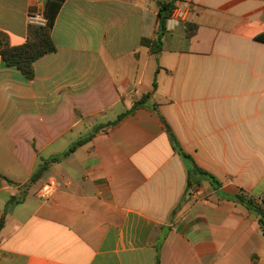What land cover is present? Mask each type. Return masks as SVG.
I'll list each match as a JSON object with an SVG mask.
<instances>
[{
    "label": "crops",
    "instance_id": "crops-1",
    "mask_svg": "<svg viewBox=\"0 0 264 264\" xmlns=\"http://www.w3.org/2000/svg\"><path fill=\"white\" fill-rule=\"evenodd\" d=\"M159 1L64 0L33 80L0 55V264H264L259 216L236 199L264 207V0H179L187 21L153 54ZM47 2L0 0L13 45ZM168 128L218 183L189 186Z\"/></svg>",
    "mask_w": 264,
    "mask_h": 264
},
{
    "label": "trees",
    "instance_id": "trees-1",
    "mask_svg": "<svg viewBox=\"0 0 264 264\" xmlns=\"http://www.w3.org/2000/svg\"><path fill=\"white\" fill-rule=\"evenodd\" d=\"M64 0H48L44 15L47 19V24L44 26L30 24L28 27V38L24 44L13 45L11 43L9 35L0 30V55L4 63L10 67H16L22 74L29 80L35 78L34 64L40 58L54 53L57 51V46L53 41L52 31L59 15L61 6ZM179 0H163L159 9V28L160 31L155 39H143L144 46L150 48L153 54H158L163 49V36L167 31V22L171 18L174 11L178 8ZM187 36L189 38L194 37L198 32V25L195 23H187ZM257 39L264 41V34L255 35ZM156 88V84H155ZM153 93L144 95L141 99L135 102L134 106L123 113L119 119L114 122L118 123L125 116L134 113L138 108L145 107L147 102L152 97ZM156 106V105H155ZM99 128H97L98 130ZM169 137L173 148L179 152V154L185 159L189 168V186L197 185L201 183L200 176L208 178L211 183H218L216 178L208 172L201 169L182 148L175 133L171 128H168ZM89 138H83L75 142L73 146L63 156L55 157L52 160L46 161L32 178V182L38 181L43 173L48 169L49 165L54 162H58L62 157L69 156L78 147L84 145ZM240 202L244 203L251 211L255 212L259 216L260 225L264 232V207L257 204L252 198H248L245 195L237 196ZM5 217L0 220V232L4 226ZM159 264V262H158Z\"/></svg>",
    "mask_w": 264,
    "mask_h": 264
},
{
    "label": "built area",
    "instance_id": "built-area-1",
    "mask_svg": "<svg viewBox=\"0 0 264 264\" xmlns=\"http://www.w3.org/2000/svg\"><path fill=\"white\" fill-rule=\"evenodd\" d=\"M191 11V3L188 1H181L178 3V8L174 11L171 18L167 22V31H174L178 26L187 21V17ZM30 23L33 25L44 26L47 24V19L44 13H32L30 15ZM57 190V183L54 181L46 182L38 190L37 195L41 200L51 199ZM199 188L194 191L198 193Z\"/></svg>",
    "mask_w": 264,
    "mask_h": 264
},
{
    "label": "water",
    "instance_id": "water-1",
    "mask_svg": "<svg viewBox=\"0 0 264 264\" xmlns=\"http://www.w3.org/2000/svg\"><path fill=\"white\" fill-rule=\"evenodd\" d=\"M161 5H162V2H161V1H159V2H158V6H161Z\"/></svg>",
    "mask_w": 264,
    "mask_h": 264
}]
</instances>
